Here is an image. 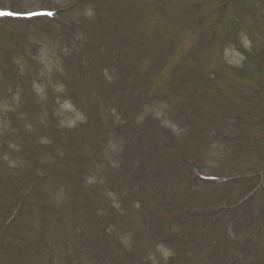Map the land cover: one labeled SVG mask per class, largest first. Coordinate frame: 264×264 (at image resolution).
<instances>
[{
	"label": "rangeland",
	"instance_id": "obj_1",
	"mask_svg": "<svg viewBox=\"0 0 264 264\" xmlns=\"http://www.w3.org/2000/svg\"><path fill=\"white\" fill-rule=\"evenodd\" d=\"M0 8V264H264V0Z\"/></svg>",
	"mask_w": 264,
	"mask_h": 264
},
{
	"label": "snow or ice",
	"instance_id": "obj_2",
	"mask_svg": "<svg viewBox=\"0 0 264 264\" xmlns=\"http://www.w3.org/2000/svg\"><path fill=\"white\" fill-rule=\"evenodd\" d=\"M4 14H19V13H7V12H4L3 10H0V15H4Z\"/></svg>",
	"mask_w": 264,
	"mask_h": 264
}]
</instances>
